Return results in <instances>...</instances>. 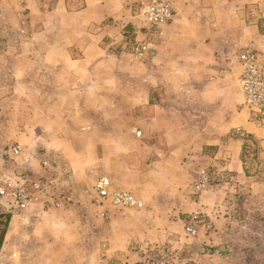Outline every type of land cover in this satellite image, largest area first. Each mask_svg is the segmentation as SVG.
<instances>
[{"label":"crops","instance_id":"obj_1","mask_svg":"<svg viewBox=\"0 0 264 264\" xmlns=\"http://www.w3.org/2000/svg\"><path fill=\"white\" fill-rule=\"evenodd\" d=\"M33 1L0 0V12L13 6L23 12L26 29L14 53H0L2 63L13 55L21 62L13 84L35 92L34 103L22 98L26 104L50 106L56 114L58 108H76L84 122L70 117L67 132L58 135L22 127L20 140L27 138L35 148L31 160L22 156L20 166L40 174L42 160L52 159L75 197L71 204L38 203L12 215L0 264H135L138 248L152 244L153 239L147 241L151 236L176 231L182 210L196 198L190 189L200 162L245 170L244 139L232 136L234 129H246L264 144V126L250 120L241 98L233 100L242 94L240 67L224 45L250 43L241 12L250 2L263 8V1L173 0L172 20L150 42L141 61L124 51L127 30L133 44L142 38L133 29L136 22L127 19L124 0H81L78 6L77 0H60L51 8ZM128 22L133 25L126 30ZM29 27L34 28L32 36L26 32ZM8 89L6 84L0 87ZM50 119L57 122L58 116ZM77 161L82 170L106 163L115 185L135 191L144 208L117 212L98 202L97 195L81 193ZM9 163L7 159L12 167ZM258 179L263 181L264 173ZM219 193L207 191L201 199ZM159 215L165 218L160 227Z\"/></svg>","mask_w":264,"mask_h":264},{"label":"rangeland","instance_id":"obj_2","mask_svg":"<svg viewBox=\"0 0 264 264\" xmlns=\"http://www.w3.org/2000/svg\"><path fill=\"white\" fill-rule=\"evenodd\" d=\"M19 4L22 0H9V2ZM60 0H34V4L40 2L45 8H51L57 5ZM117 0H106V2H116ZM263 8L257 7L258 3H249L246 8L241 12L242 19L249 26L248 35L250 37V43H244L238 46V43L228 42L225 43V53H230L231 59L236 62L240 71L237 72L239 76V86L241 87V97L233 99L237 102L238 98H241L242 107L250 114V120L256 121L260 126H264V103L248 106L240 81L241 62L239 56L246 50H252L256 53L258 63L264 70V0ZM75 6L82 4L81 0L75 1ZM172 7L174 5L171 0ZM138 4V9H137ZM126 8L129 12L128 18L134 20L136 27L133 29L139 30L142 38L134 43L131 41L133 34H130L127 28L133 25L128 22L126 25V35H128V45L124 51L133 55L134 59L142 60L146 51L149 49L150 42H154L157 36L161 34L162 29L167 25L164 24L159 27H152L148 25L139 14L138 0H124L122 7ZM15 9H8L4 13L0 12V22L5 24L0 25V53L5 50L10 53H14L17 45V40L20 34L25 32L22 20L23 12ZM137 11V13H135ZM113 13V12H111ZM124 19H122L123 21ZM0 23V24H1ZM256 25V26H254ZM233 26V25H232ZM231 26L228 29L230 36L236 35L235 29ZM252 27H256L257 30L253 31ZM227 30V29H226ZM34 28L29 27V36L34 35ZM59 31V30H58ZM59 33H64L60 31ZM58 33V34H59ZM59 46V45H58ZM43 49L44 45L40 44ZM144 47L142 49L143 55L137 50V48ZM45 48V47H44ZM59 48H62L59 46ZM59 48H54L57 53ZM75 55V54H74ZM21 62L13 55L9 58L7 63L3 62L0 58V87H4L5 84L9 87L8 90H0V98L4 96L3 100H0V176L4 172L11 171V167L6 165V157L3 156L6 149L14 144H20L23 148V154L18 159V163L22 162V156H25L28 160H31L34 155V144L29 142L27 138L20 140V135L17 134L22 127L23 130L29 131L38 127L40 132L45 131L50 135H58L59 133H66V121L73 120L81 123L84 122V115L77 113L76 108H58L60 114L53 112V107L50 106H32V104H26L22 98L32 99L35 95L32 90L36 85H27L32 89L31 91H24L22 88L18 90V87L22 85L13 84L15 80H18L17 70L20 67ZM5 69V71H4ZM22 79L21 77H19ZM15 90H13L12 86ZM35 89V88H34ZM38 91V90H35ZM38 93V92H37ZM58 94H64V92H58ZM232 99V98H231ZM34 103V101H30ZM29 105V106H28ZM197 109V108H194ZM218 110L216 107H210L208 110ZM198 110V109H197ZM215 110V111H216ZM50 115H57L58 121L54 122L50 119ZM104 133V132H103ZM30 134V133H29ZM240 135L241 138L249 139L246 129L236 128L231 132V135ZM255 138V136H254ZM256 139V138H255ZM257 140V153L254 151L255 146L251 141H248L251 148L247 149L245 159L243 157V151L241 154V160L243 161L245 170L242 171H230L223 170L221 166L214 165L216 163H207L206 161L200 162V165L195 173L194 182L190 191L196 198L190 202L188 209L185 206L183 209V222L179 219V223L176 225V231H171L168 235H153L151 239L152 244L145 248H138L140 255L135 264H139L144 254H156L159 255L163 249H167L163 261L165 264H264V180H260L264 173V151L263 139ZM22 143H21V142ZM263 144V145H261ZM263 146V147H262ZM219 156V155H218ZM5 158V160H4ZM36 158V157H35ZM120 161H123L125 156L118 157ZM219 159V158H218ZM205 160V159H203ZM207 160V158H206ZM101 162V161H100ZM93 164V163H92ZM80 162L77 161L74 166L76 167L75 175L78 177L77 181L81 185V193L94 198L97 194L95 191V183L99 177L106 176L112 182V188L117 190L121 189L115 185L112 181L111 170L106 166V163L101 162L100 165H88L85 166V170L79 168ZM61 166H64L63 164ZM17 163L14 164L15 168ZM204 171L208 177V181L204 186H201L199 190L195 188L198 174ZM60 171H58L59 174ZM61 173V172H60ZM247 176L250 178L248 179ZM64 184V183H63ZM220 191L218 197H212L209 199L204 197L201 199V195L207 191L214 192ZM132 191V190H129ZM136 196L135 191H132ZM221 196V197H220ZM138 197V196H137ZM196 199V200H195ZM200 200L199 203L196 201ZM205 200V201H203ZM201 201H203L201 203ZM143 202V201H142ZM103 204H110L114 211L121 212L126 209H143L141 208H118L109 202ZM164 211V210H163ZM199 214L202 222L197 227V232L194 235H189L186 232L185 226L192 215ZM165 218L162 215L158 216L156 225L158 227L164 224ZM181 220V222H180ZM141 224V222H139ZM153 250V251H152ZM146 252V253H145ZM115 264H129L127 261L117 260Z\"/></svg>","mask_w":264,"mask_h":264},{"label":"built area","instance_id":"obj_3","mask_svg":"<svg viewBox=\"0 0 264 264\" xmlns=\"http://www.w3.org/2000/svg\"><path fill=\"white\" fill-rule=\"evenodd\" d=\"M139 3V14L148 25L159 27L172 20L171 0H140ZM142 49L144 47L137 48L141 55ZM239 59L242 66L240 81L247 105L264 103V70L258 63L256 53L246 50L240 54ZM22 154L23 148L20 144H14L4 152L5 157L11 162L9 164L12 169L0 176V213L12 216L33 204L60 207L74 201V192L63 184L62 176L64 177L65 173L58 174V166L52 159H43L41 162L43 172L35 174L19 166L18 159ZM16 163L17 167L13 168ZM198 175L195 185L197 190L208 181L204 171ZM95 191L96 199L102 204L109 202L118 208L143 207V202L132 191L113 189L111 180L106 176L96 181ZM201 222L199 214L192 215L185 226L187 234H196ZM166 251L167 249H163L159 255L144 254L139 264H165L163 258L167 255Z\"/></svg>","mask_w":264,"mask_h":264},{"label":"trees","instance_id":"obj_4","mask_svg":"<svg viewBox=\"0 0 264 264\" xmlns=\"http://www.w3.org/2000/svg\"><path fill=\"white\" fill-rule=\"evenodd\" d=\"M249 139H246L244 137V146H243V157L245 159L247 149L251 148L250 144H248V141H251L252 144L255 146L254 151L257 153L258 147H257V140L252 136L251 134L248 135ZM11 221V214L8 213H0V254L2 251V247L9 229Z\"/></svg>","mask_w":264,"mask_h":264}]
</instances>
